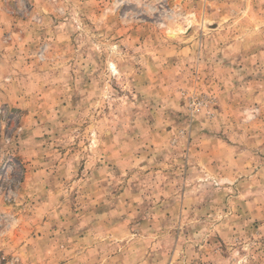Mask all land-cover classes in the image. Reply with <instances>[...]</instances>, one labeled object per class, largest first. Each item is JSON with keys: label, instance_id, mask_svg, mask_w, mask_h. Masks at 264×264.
I'll return each mask as SVG.
<instances>
[{"label": "rangeland", "instance_id": "rangeland-1", "mask_svg": "<svg viewBox=\"0 0 264 264\" xmlns=\"http://www.w3.org/2000/svg\"><path fill=\"white\" fill-rule=\"evenodd\" d=\"M0 264H264V0H0Z\"/></svg>", "mask_w": 264, "mask_h": 264}]
</instances>
